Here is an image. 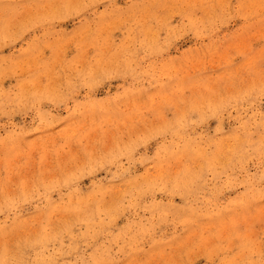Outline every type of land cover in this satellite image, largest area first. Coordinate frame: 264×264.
Masks as SVG:
<instances>
[{
	"label": "rangeland",
	"instance_id": "1",
	"mask_svg": "<svg viewBox=\"0 0 264 264\" xmlns=\"http://www.w3.org/2000/svg\"><path fill=\"white\" fill-rule=\"evenodd\" d=\"M0 264H264V0H0Z\"/></svg>",
	"mask_w": 264,
	"mask_h": 264
}]
</instances>
